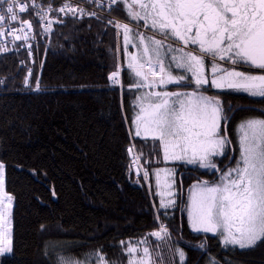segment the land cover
I'll list each match as a JSON object with an SVG mask.
<instances>
[{
    "label": "snow or ice",
    "instance_id": "1",
    "mask_svg": "<svg viewBox=\"0 0 264 264\" xmlns=\"http://www.w3.org/2000/svg\"><path fill=\"white\" fill-rule=\"evenodd\" d=\"M87 2L105 8L102 0ZM113 5H122L129 21L142 22L145 29L142 32L112 18L106 21L117 37L114 70L107 79L123 88L121 77L126 72L127 90L134 95L132 115L123 117L127 134L133 141L151 142L147 156L130 145L126 152L131 162L126 167L133 184L146 186L157 225L135 245L131 240L120 242L127 264H153L152 249L139 247L148 244V237L167 244L173 264L177 256L179 264H185L186 252L179 247L182 237L172 240L165 223L174 218L170 213L177 207L186 212L193 232L213 233L226 249H249L264 243V111L242 119L229 136L231 106L226 109L219 95L207 94L212 89L233 90L264 101V0H109V12ZM29 7L23 0H0V36L7 34L14 42L26 43L38 34H47L54 21L46 18L53 11L100 20L97 11L73 6L70 0L59 9L33 0L37 24L44 25L40 33H33L32 20L21 18ZM31 48L28 44L29 55ZM7 51L0 43V53ZM31 75L29 70L23 86L31 88ZM0 84H6L5 80L0 79ZM39 87L37 80V91ZM170 87L177 90L170 91ZM185 165L216 177L197 179L189 186L186 202L182 180L177 179L179 167ZM5 169L0 161V264L15 253L10 228L14 196L6 191ZM196 247L206 250V241ZM46 248H50L49 255L55 253L53 264H116L102 249L86 254L81 261L57 251H68L67 245ZM208 264L220 261L209 257Z\"/></svg>",
    "mask_w": 264,
    "mask_h": 264
},
{
    "label": "trees",
    "instance_id": "2",
    "mask_svg": "<svg viewBox=\"0 0 264 264\" xmlns=\"http://www.w3.org/2000/svg\"><path fill=\"white\" fill-rule=\"evenodd\" d=\"M24 1L30 6L33 2ZM116 13L129 20L122 5ZM107 20L70 16L55 24L47 36L36 35L32 64L19 48L0 55V79L6 82L0 84V161L6 165V191L14 196L15 245L14 255L4 264H53L55 253L49 255L46 245L57 244L68 246V251L57 249L66 257L81 259L102 249L109 261L125 264L120 242L144 238L157 226L146 186L128 178L126 166L131 158L126 149L134 144L147 156L152 145L141 138L133 141L127 134L123 117H130L132 110L126 72L123 88L107 79L114 70L117 44L116 30ZM21 59L25 65H20ZM29 70L31 88L23 86ZM223 103L226 109L231 106L229 136L242 119L260 114L248 111L246 104L264 106V101ZM177 179L182 180L185 201L194 181L216 177L185 165L179 167ZM170 216L174 218L165 223L172 240L182 237L179 247L186 252L185 264H208L209 257L220 264H264V243L226 249L214 234L193 232L181 207ZM203 241L206 250L196 247ZM148 242L155 264L160 249L168 246L155 237H148Z\"/></svg>",
    "mask_w": 264,
    "mask_h": 264
},
{
    "label": "built area",
    "instance_id": "3",
    "mask_svg": "<svg viewBox=\"0 0 264 264\" xmlns=\"http://www.w3.org/2000/svg\"><path fill=\"white\" fill-rule=\"evenodd\" d=\"M23 2L27 3L24 0H23ZM70 2L72 3L73 6H79V7L86 8L89 12L90 11H97L101 17H105L107 19L112 18V19L118 20V21H120L122 23H130V26H132L134 28L135 27H139L140 31H145L143 26L137 25L134 22H130L129 20H127V19L123 18L122 16H120L119 14H117L116 13V8H117L118 5H113L111 12H109V10L107 8L109 0H102V2L105 5L104 9H100V8L95 7V5L89 4L87 2V0H70ZM35 3L43 4L46 8H47V6L49 4H51L53 9H59V7L62 4L65 3V0H35ZM70 16H72L71 13L65 14V13H60V12L53 11V12H50L48 14V17L46 18V21H47V19H51V20L54 21V23L51 26V30H52V28L55 26V24L59 23V21L65 20V18L70 17ZM77 16H79V15H77ZM85 16H87V15H85ZM21 18L22 19L32 20V22H33V30H32L33 33H35V31L37 29L39 30V32H41L42 27L44 25L43 24H37V17L35 16L34 11L31 9V6L29 7V11L28 12H26L25 14H21ZM46 21H45V23H46ZM16 26L18 27L19 25H16ZM6 31H7V27H6ZM48 34L49 33L42 34V35L43 36H47ZM148 34H151V33L148 32ZM0 43H2L3 46L8 49L7 52L0 53V55H3V54H6V53L10 52L13 48H19V49H22L23 51L26 52L27 56L29 57L30 63L31 64L33 63V54H34V51H33V39H30L26 43L21 42V41H15L14 42L13 41V37L6 34L4 36H0ZM28 44L32 45L31 55H29ZM21 61H23L24 63L21 64ZM19 63H20V65H25L26 64V60L21 59L19 61ZM121 79H122V83H123V72H122Z\"/></svg>",
    "mask_w": 264,
    "mask_h": 264
},
{
    "label": "flooded vegetation",
    "instance_id": "4",
    "mask_svg": "<svg viewBox=\"0 0 264 264\" xmlns=\"http://www.w3.org/2000/svg\"><path fill=\"white\" fill-rule=\"evenodd\" d=\"M142 23V22H141ZM143 24V23H142ZM227 66V65H225ZM245 70V69H241ZM207 94L219 95L222 101H243V102H261L262 100L258 97H249L246 93H238L233 90H210ZM247 107L255 108L257 111H264V106L255 104H246Z\"/></svg>",
    "mask_w": 264,
    "mask_h": 264
},
{
    "label": "rangeland",
    "instance_id": "5",
    "mask_svg": "<svg viewBox=\"0 0 264 264\" xmlns=\"http://www.w3.org/2000/svg\"><path fill=\"white\" fill-rule=\"evenodd\" d=\"M140 26H143L141 23L139 24ZM144 28V27H143ZM143 32V31H142ZM148 34V33H147ZM149 35H151V34H149ZM122 38V42H123V37H121ZM159 38V37H158ZM130 51H135V49H130ZM177 90V89H175V88H169L168 90ZM236 108V107H235ZM249 109H255V108H249ZM256 110V109H255ZM231 116V115H230ZM239 124V123H238ZM193 183H195V181L193 182ZM192 183V184H193ZM191 184V185H192ZM189 189V188H188ZM188 189H187V191H186V196H185V202H186V200H187V197H188ZM13 210V209H12ZM185 213V216H186V218H187V214H186V212H184ZM12 216V215H11ZM10 219H11V221H12V218L10 217ZM10 228H11V224H10ZM190 228V227H189ZM191 229V228H190ZM192 230V229H191ZM197 233V232H196ZM209 234H213V233H209ZM139 239H141V238H139ZM138 240V239H137ZM129 240H125L124 242H125V244H127V242H128ZM132 241V243L135 245V242H136V240H131ZM151 242V241H150ZM160 243V242H159ZM153 244V243H152ZM166 244V243H165ZM167 245V244H166ZM144 246H148V247H150L151 249H152V245H150L149 244V242H148V244L147 245H139V247H144ZM163 246V245H162ZM124 246H122V248H123ZM164 247V249H160L161 250V252L159 253V254H157V255H159V259H157V257H155L156 259H157V261H155V264H168V263H170V264H173V256L172 255H170V252H172V250L171 251H169L170 250V248L169 247H166V246H163ZM174 247V246H173ZM89 253H93V252H88V253H85V255L86 254H89ZM156 253V252H155ZM85 255L81 258V259H79V260H81V261H83L84 259H85ZM152 255H153V251H152ZM127 257V256H126ZM75 259V258H74ZM128 259V258H127ZM127 259H126V262H125V264H127ZM175 260H176V262H178V264H179V258H178V256L177 257H175Z\"/></svg>",
    "mask_w": 264,
    "mask_h": 264
},
{
    "label": "crops",
    "instance_id": "6",
    "mask_svg": "<svg viewBox=\"0 0 264 264\" xmlns=\"http://www.w3.org/2000/svg\"><path fill=\"white\" fill-rule=\"evenodd\" d=\"M128 86H129V80L127 81V89H128ZM170 91H174V90L171 89ZM127 95H128L129 106L131 108V103L134 100V95L132 93L128 92V90H127Z\"/></svg>",
    "mask_w": 264,
    "mask_h": 264
}]
</instances>
